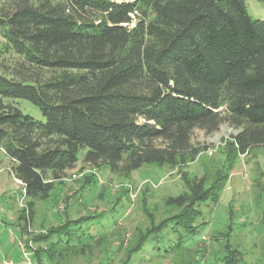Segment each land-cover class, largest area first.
<instances>
[{
    "label": "trees",
    "instance_id": "trees-1",
    "mask_svg": "<svg viewBox=\"0 0 264 264\" xmlns=\"http://www.w3.org/2000/svg\"><path fill=\"white\" fill-rule=\"evenodd\" d=\"M0 34L20 59L0 69V154L23 183L26 223L80 159L124 177L144 165H185L205 149L193 131L225 122L239 129L229 142L237 154L264 145V20L244 0H8ZM7 99L29 101L44 121ZM207 184L202 176L188 182L190 194L168 197L175 212L141 232L126 264L164 230L177 247L195 235L200 202L221 187ZM100 217L67 218L33 236L44 245L37 263L92 253L107 241L100 232L92 243L85 231Z\"/></svg>",
    "mask_w": 264,
    "mask_h": 264
},
{
    "label": "rangeland",
    "instance_id": "rangeland-1",
    "mask_svg": "<svg viewBox=\"0 0 264 264\" xmlns=\"http://www.w3.org/2000/svg\"><path fill=\"white\" fill-rule=\"evenodd\" d=\"M7 1L0 0V8ZM244 1L253 19L264 20V0ZM4 46L0 34V69H14L20 59ZM6 101L24 114L44 121L39 109L29 101ZM238 131L227 122L212 133L195 129L192 142L205 149L193 162L175 167L144 165L128 177L80 159L55 182L50 197L36 203L33 220L27 223L19 219L26 205L22 185L15 179L10 161L0 154V261L20 263L16 245L19 238L33 240V236L67 218L101 215L85 231L92 234L88 239L92 243L101 237L100 232L107 241L103 239L90 254L74 255L68 264H126V250L141 232L175 212L165 205V200L190 194L188 182L206 176L207 186L219 180L221 187L214 201L200 202L202 218L197 223H203L197 233L177 247L175 234L164 230L132 255L128 264H264V228L260 223L264 206V145L237 154L229 142ZM86 151L82 148L79 158ZM21 227L25 229L21 231ZM33 243L35 251L44 248L43 244ZM34 260L37 262L35 257Z\"/></svg>",
    "mask_w": 264,
    "mask_h": 264
},
{
    "label": "built area",
    "instance_id": "built-area-1",
    "mask_svg": "<svg viewBox=\"0 0 264 264\" xmlns=\"http://www.w3.org/2000/svg\"><path fill=\"white\" fill-rule=\"evenodd\" d=\"M16 179V178H15ZM21 185L23 189V183L16 179ZM24 192V189H23ZM25 195V193H24ZM25 210L26 219L28 220V209L26 205L23 206ZM34 241L31 239H23L19 238L16 241L17 248L19 250V254L21 255V261L20 263H15L13 260L10 259H3L0 261V264H38L34 260V254H35V245L33 243Z\"/></svg>",
    "mask_w": 264,
    "mask_h": 264
},
{
    "label": "crops",
    "instance_id": "crops-1",
    "mask_svg": "<svg viewBox=\"0 0 264 264\" xmlns=\"http://www.w3.org/2000/svg\"><path fill=\"white\" fill-rule=\"evenodd\" d=\"M6 158V157H5ZM8 203L7 199H5V204Z\"/></svg>",
    "mask_w": 264,
    "mask_h": 264
}]
</instances>
